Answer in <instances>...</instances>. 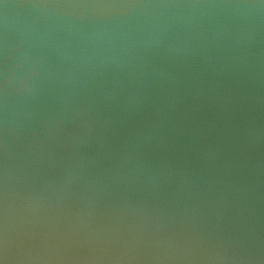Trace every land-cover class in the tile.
Returning <instances> with one entry per match:
<instances>
[{
    "label": "water",
    "instance_id": "obj_1",
    "mask_svg": "<svg viewBox=\"0 0 264 264\" xmlns=\"http://www.w3.org/2000/svg\"><path fill=\"white\" fill-rule=\"evenodd\" d=\"M0 264H264V0H0Z\"/></svg>",
    "mask_w": 264,
    "mask_h": 264
}]
</instances>
